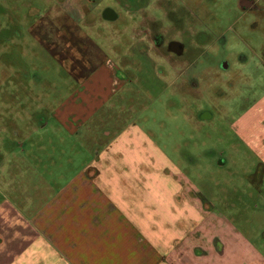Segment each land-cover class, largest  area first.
I'll use <instances>...</instances> for the list:
<instances>
[{
	"label": "rangeland",
	"instance_id": "rangeland-1",
	"mask_svg": "<svg viewBox=\"0 0 264 264\" xmlns=\"http://www.w3.org/2000/svg\"><path fill=\"white\" fill-rule=\"evenodd\" d=\"M96 2L0 0V210L26 221L101 148L95 130L60 118V108L110 61L126 80L98 111L113 134L136 122L169 162L165 174L187 181L214 216L238 213L248 235L261 233L250 219L252 201L264 202L253 187L264 160V0L247 13L238 0ZM105 6L118 21L100 18ZM176 26L203 31L207 41L223 34L224 43L195 40L194 52L186 45L189 64L157 42V33L179 40ZM96 118L89 124L97 132ZM149 159L133 156L129 165L148 168Z\"/></svg>",
	"mask_w": 264,
	"mask_h": 264
},
{
	"label": "crops",
	"instance_id": "crops-1",
	"mask_svg": "<svg viewBox=\"0 0 264 264\" xmlns=\"http://www.w3.org/2000/svg\"><path fill=\"white\" fill-rule=\"evenodd\" d=\"M103 65L105 71H90L82 79L86 86L60 108V118L86 125V134L95 130L101 148L26 221L17 222L10 207L1 208L0 264H264V202L251 203L250 223L262 232L248 235L238 213L230 222L214 216L187 181L164 173L169 162L136 122L113 134L98 111L126 80L110 61ZM95 117L97 132L89 124ZM141 138L147 142L130 149L131 155L126 148ZM133 156H149L150 167H131ZM257 166L258 182H251L262 194L264 160Z\"/></svg>",
	"mask_w": 264,
	"mask_h": 264
},
{
	"label": "flooded vegetation",
	"instance_id": "flooded-vegetation-1",
	"mask_svg": "<svg viewBox=\"0 0 264 264\" xmlns=\"http://www.w3.org/2000/svg\"><path fill=\"white\" fill-rule=\"evenodd\" d=\"M93 2H96L97 0H90ZM238 9L242 12V13H247V12H258L260 10V8L258 7V1L259 0H238ZM97 3V2H96ZM168 4V3H166ZM95 5V3H94ZM170 7V5H168ZM114 12V14H113ZM101 13V14H100ZM119 12L116 11L115 9H113L112 7H107L105 6L103 8V10L101 12H99V16L102 20H106L109 22H115L118 21L119 19ZM191 14V13H190ZM110 18V19H109ZM177 30H175V32H178L177 37H179L178 39H173V40H169L164 42L163 40L165 39V36H163L160 33H157L158 37H157V42L158 44H160V49H162L164 52H166L167 54H171L176 58H184L187 60V62L190 64L189 62V58L187 57L189 55L190 49L189 51H186V45H188V47L193 46V50L191 51H196V48L194 46V41L197 40L198 44H204V45H222L224 43V35L223 34H217L215 37H213V39H209L207 41L206 38H208L205 33L203 31H195L192 30V26H187V29L185 31H179L178 30V26H176ZM174 33V31H173ZM182 37V38H181ZM186 42V43H184ZM197 47H199L198 45H196ZM186 55V56H185ZM202 53L199 55L201 56Z\"/></svg>",
	"mask_w": 264,
	"mask_h": 264
},
{
	"label": "water",
	"instance_id": "water-1",
	"mask_svg": "<svg viewBox=\"0 0 264 264\" xmlns=\"http://www.w3.org/2000/svg\"><path fill=\"white\" fill-rule=\"evenodd\" d=\"M113 14H114V12H113ZM115 15V14H114ZM110 19V18H109Z\"/></svg>",
	"mask_w": 264,
	"mask_h": 264
}]
</instances>
